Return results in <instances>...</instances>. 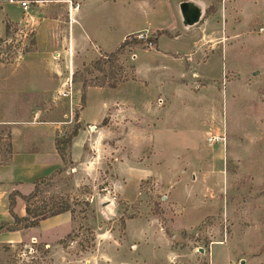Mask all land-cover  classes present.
<instances>
[{
	"label": "rangeland",
	"instance_id": "rangeland-1",
	"mask_svg": "<svg viewBox=\"0 0 264 264\" xmlns=\"http://www.w3.org/2000/svg\"><path fill=\"white\" fill-rule=\"evenodd\" d=\"M28 1L44 16L86 3L79 21L109 53L124 35L155 43L127 47L117 61L106 60L105 73L95 68L104 54L95 59L89 49L68 71L73 104L53 105L63 119L61 135L78 123L84 84L96 87L105 76L108 89L93 91L86 115L99 122L103 103L122 106L123 148L116 160L94 133L89 160L74 163L70 156L71 165L36 199L69 202L75 220L67 213L1 233L0 264H264V0ZM184 6L198 21L184 17ZM5 9L14 19L23 13L9 2ZM13 25L0 45V71L22 62L36 42L34 26ZM111 72L129 80L111 89ZM8 136L0 129V166L9 158ZM33 189L28 180L18 191L5 188L0 224L13 222L9 197ZM14 211L27 216L20 196ZM73 233L76 242L64 249L59 242ZM88 242L93 248L82 251Z\"/></svg>",
	"mask_w": 264,
	"mask_h": 264
},
{
	"label": "crops",
	"instance_id": "crops-1",
	"mask_svg": "<svg viewBox=\"0 0 264 264\" xmlns=\"http://www.w3.org/2000/svg\"><path fill=\"white\" fill-rule=\"evenodd\" d=\"M6 4L7 0H0V38L5 30L6 19L9 23L34 26L36 45L31 53L22 57V62L18 65L0 71V129L5 127L9 131L8 139L12 151V154L7 152L9 158L0 166V197L3 196L1 193H7L5 188L17 190L25 180L30 181L34 187V183L40 178H48L57 170L64 168L56 147V139L61 137L63 119L53 105L55 104L56 108L59 106L56 101L60 99L59 92L65 89L68 81H73V75L69 76L68 71H74L78 61L89 53V49L95 51L96 59L99 55L113 53L126 39L124 35L112 52L105 51L103 47L106 45L102 44L100 39L92 38L83 21L82 23L79 21L86 3L79 4L78 7L68 5L67 12L50 16H44L43 9L32 12L30 6L27 14L22 10V15L15 19L12 10L5 9ZM17 6L21 9L19 5ZM135 32L130 31L129 36ZM46 67L49 71H42ZM119 87L122 86L111 89L117 90ZM107 89L91 87L87 90L86 105L79 118V123L87 131H80L78 137L73 140L70 156L74 163L81 161L82 156L89 160L87 147L92 148L94 145L93 143L88 145V140L94 137V133L99 134L98 140L103 145L105 143L110 145L109 154L113 158L116 157V160L120 149L123 148L121 130L126 125V119L122 106L114 102L103 103L101 107L104 110L101 112L102 119L98 120L99 122L91 121L86 115L93 91L102 94ZM94 126L96 130L93 129ZM91 127L92 133L89 131ZM35 172L46 174L39 178L27 175ZM8 173L12 176L8 177L9 179L6 178ZM59 218L60 216L41 224Z\"/></svg>",
	"mask_w": 264,
	"mask_h": 264
},
{
	"label": "trees",
	"instance_id": "trees-1",
	"mask_svg": "<svg viewBox=\"0 0 264 264\" xmlns=\"http://www.w3.org/2000/svg\"><path fill=\"white\" fill-rule=\"evenodd\" d=\"M14 25L12 23H5V36L6 39L0 38V45H3L6 43L7 40L10 39L12 36V32H14ZM147 42V44H153L154 41H151L150 39L145 40V39H137L135 37H130L125 39V41L120 45V47L114 51L113 53L110 54H104L103 58L100 59L95 63V68L97 71L101 73H105V70L103 66L106 64V60L115 62L118 60V57L123 54V52L126 50L127 47L130 46H137L139 44H144ZM155 43V42H154ZM33 47L35 48L36 42L35 40L32 42ZM34 48L31 50L30 48H25L24 53L28 54L31 53ZM112 74V84L111 87L114 88L120 83H125L129 79L128 77H119L115 76L114 73ZM106 78L103 77L102 83L97 85L96 87H106ZM90 87V85L86 82L83 86L82 93L83 96L81 98L82 105H86L87 101V90ZM79 114H76L75 118L77 120V125L73 128L70 134H65L59 138L56 139V147L57 151L63 161L64 167H67L71 165L70 162V154L69 150L72 147L73 140L78 137L80 131L83 129L81 124L79 123ZM9 154H12L11 151V144L8 146V151ZM64 172L63 168L57 170L54 172L50 177L48 178H40L34 183V189L29 195H20L19 193L12 194L9 197L10 201V215L13 219V222H2L0 224V234L1 233H16L22 230H29V229H34L39 227V225L51 218L58 217L63 214L70 213L73 217V220H75V211L72 207V205L67 202V201H51L50 203H39L36 201L38 195L41 193L42 186L49 183L52 178L57 175V174H62ZM16 196H20L24 202L26 203V217H19L15 213V208H16ZM90 230V229H88ZM90 232V231H89ZM92 236H94V233L91 231L90 232ZM78 235L75 233L67 235L64 239H62L59 244L64 247V249H67L70 244L76 242ZM95 238L93 237L90 239V242H94ZM90 242H88V246H83L82 251L87 252L89 248H93L94 245H91Z\"/></svg>",
	"mask_w": 264,
	"mask_h": 264
},
{
	"label": "built area",
	"instance_id": "built-area-1",
	"mask_svg": "<svg viewBox=\"0 0 264 264\" xmlns=\"http://www.w3.org/2000/svg\"><path fill=\"white\" fill-rule=\"evenodd\" d=\"M7 2H9L11 4H17V5H19V7L23 10V12L25 14H27L28 11L30 10L31 2L28 1V0H7ZM35 3L40 4L41 2L40 1H36ZM24 36H25V38H27L28 37V34L25 33ZM189 60H191V59L189 58ZM74 95H75V90H74V85H73V81L72 80L68 81L65 84V89L62 90L61 92H59V94H58V96H59L60 99L70 100L72 102V104H73V100H74ZM159 102L162 105V103H163L162 100L159 101ZM72 120L73 119H71V121L68 122L67 124H71L73 122ZM93 129L96 130V127L94 126ZM93 129H92V127L90 128L91 131ZM61 136H63V134ZM217 140L218 139H216V141ZM211 141L212 140L209 139V142H211Z\"/></svg>",
	"mask_w": 264,
	"mask_h": 264
},
{
	"label": "water",
	"instance_id": "water-1",
	"mask_svg": "<svg viewBox=\"0 0 264 264\" xmlns=\"http://www.w3.org/2000/svg\"><path fill=\"white\" fill-rule=\"evenodd\" d=\"M183 10L189 13V14H187L186 16H184L186 19L189 18V20H191L192 22H196V21H198V18H199L198 13H194V12H189V11H187V10H188V7H187V6H184V7H183ZM184 11H183V12H184ZM184 14H185V13H184ZM187 17H188V18H187Z\"/></svg>",
	"mask_w": 264,
	"mask_h": 264
},
{
	"label": "flooded vegetation",
	"instance_id": "flooded-vegetation-1",
	"mask_svg": "<svg viewBox=\"0 0 264 264\" xmlns=\"http://www.w3.org/2000/svg\"><path fill=\"white\" fill-rule=\"evenodd\" d=\"M189 14L188 12H186V15Z\"/></svg>",
	"mask_w": 264,
	"mask_h": 264
}]
</instances>
